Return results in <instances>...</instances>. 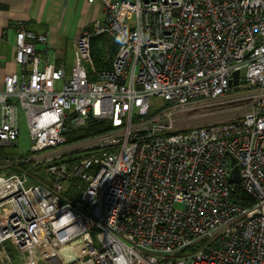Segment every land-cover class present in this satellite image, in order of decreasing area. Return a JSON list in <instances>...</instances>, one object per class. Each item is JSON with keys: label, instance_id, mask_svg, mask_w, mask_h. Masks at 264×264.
Returning a JSON list of instances; mask_svg holds the SVG:
<instances>
[{"label": "built area", "instance_id": "1", "mask_svg": "<svg viewBox=\"0 0 264 264\" xmlns=\"http://www.w3.org/2000/svg\"><path fill=\"white\" fill-rule=\"evenodd\" d=\"M85 1L104 18L80 32L69 74L39 68L46 33L15 30L0 148L17 146L20 112L31 144L0 156L18 168L0 172V264H264V0ZM100 34L118 49L99 71ZM215 113L228 116L194 123ZM89 120L112 130L68 144Z\"/></svg>", "mask_w": 264, "mask_h": 264}, {"label": "crops", "instance_id": "2", "mask_svg": "<svg viewBox=\"0 0 264 264\" xmlns=\"http://www.w3.org/2000/svg\"><path fill=\"white\" fill-rule=\"evenodd\" d=\"M103 18L101 7L85 0H0V86L5 75L20 71L14 61L18 25L48 35L47 43L35 44L42 59L40 69L48 57L50 63H63L66 70L80 32L93 20Z\"/></svg>", "mask_w": 264, "mask_h": 264}, {"label": "trees", "instance_id": "3", "mask_svg": "<svg viewBox=\"0 0 264 264\" xmlns=\"http://www.w3.org/2000/svg\"><path fill=\"white\" fill-rule=\"evenodd\" d=\"M118 49V43L110 38L106 34H100L93 36L90 42V51L93 63L97 70L109 69L111 67V58L115 55ZM112 130L109 122H97L89 120L83 127L73 130L68 134V144L73 142L82 141ZM7 150L0 148V156L7 155ZM87 155V153L73 154L71 156L64 157L61 161L67 163H73L76 159ZM76 179H71L66 187V195L76 200ZM241 197H245L243 193L238 192Z\"/></svg>", "mask_w": 264, "mask_h": 264}, {"label": "rangeland", "instance_id": "4", "mask_svg": "<svg viewBox=\"0 0 264 264\" xmlns=\"http://www.w3.org/2000/svg\"><path fill=\"white\" fill-rule=\"evenodd\" d=\"M129 1L133 2L135 0H129ZM94 5L98 6V4H94ZM84 66H85L87 72H91V67L86 61L84 62ZM71 68H72V61H69V63H67V66H66L67 74H69L71 72ZM90 79H97V76L95 74H91ZM151 103H152V106L154 109L159 108L160 106H162L164 104L163 100H161L159 98H152ZM227 116H228L227 114L215 113V114L208 115L204 118H201L199 120H196V121H194V123H196V124L209 123V122L215 121L217 119L226 118ZM19 117H20L19 118L20 133H19L17 146L13 147V148L5 149V150H7V153H8L5 156H8V155H25V154L29 153L30 144H31L29 129H28V126L26 124L25 116L21 112L19 113ZM73 143H76V142H73ZM17 170H18V168H16V167L0 168V172H3L5 174L13 173V172H16Z\"/></svg>", "mask_w": 264, "mask_h": 264}, {"label": "water", "instance_id": "5", "mask_svg": "<svg viewBox=\"0 0 264 264\" xmlns=\"http://www.w3.org/2000/svg\"><path fill=\"white\" fill-rule=\"evenodd\" d=\"M238 72H234L233 74V83L237 84L238 83ZM235 163V159L232 158V164ZM229 181L232 183H239L240 182V177H239V170L237 166H234L231 172V176L229 178Z\"/></svg>", "mask_w": 264, "mask_h": 264}, {"label": "clouds", "instance_id": "6", "mask_svg": "<svg viewBox=\"0 0 264 264\" xmlns=\"http://www.w3.org/2000/svg\"><path fill=\"white\" fill-rule=\"evenodd\" d=\"M117 264H125L124 258H123V257H120V258L117 260Z\"/></svg>", "mask_w": 264, "mask_h": 264}, {"label": "bare ground", "instance_id": "7", "mask_svg": "<svg viewBox=\"0 0 264 264\" xmlns=\"http://www.w3.org/2000/svg\"><path fill=\"white\" fill-rule=\"evenodd\" d=\"M67 248H68V247H66V249H67ZM61 254H64V255H65V254H66V253H65V250H63V251L61 252Z\"/></svg>", "mask_w": 264, "mask_h": 264}]
</instances>
